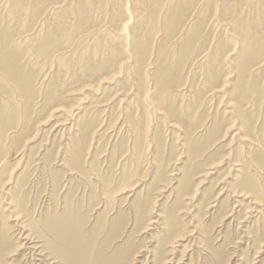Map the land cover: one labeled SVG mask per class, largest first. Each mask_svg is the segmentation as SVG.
<instances>
[{"label": "rangeland", "instance_id": "374dc122", "mask_svg": "<svg viewBox=\"0 0 264 264\" xmlns=\"http://www.w3.org/2000/svg\"><path fill=\"white\" fill-rule=\"evenodd\" d=\"M54 219L82 264H264V0H0V264H63Z\"/></svg>", "mask_w": 264, "mask_h": 264}, {"label": "bare ground", "instance_id": "6f19581e", "mask_svg": "<svg viewBox=\"0 0 264 264\" xmlns=\"http://www.w3.org/2000/svg\"><path fill=\"white\" fill-rule=\"evenodd\" d=\"M16 209V208H15ZM19 218V217H18ZM16 218L15 220L17 221ZM14 222V221H13ZM19 228H22L19 223L17 224ZM31 226L34 227H39V225L31 224ZM23 229V228H22ZM48 230V239L45 243V249L49 252V254L55 259L63 264H82L84 261L83 255H80L77 251H75L70 245L73 244V241L69 239L72 227L71 225L66 221V220H49L48 222L44 223V230ZM18 234L21 236V240L28 239L27 235L25 236L24 233L20 232V230H17ZM32 235V234H31ZM33 235H36V238H41V234L38 233H33ZM19 236V238H20ZM44 237V236H42ZM71 238V237H70ZM70 242V243H69ZM22 241L17 246V249L13 251V254L10 256L16 255L17 252L19 251H24L23 249L25 248L24 244H21ZM72 243V244H71ZM77 243V242H76ZM15 247V246H14ZM13 247V249H14ZM16 248V247H15ZM31 249L33 250H38L39 247L35 248L33 246H30ZM27 249V248H26ZM46 251V252H47ZM38 256H41L40 253H38Z\"/></svg>", "mask_w": 264, "mask_h": 264}]
</instances>
